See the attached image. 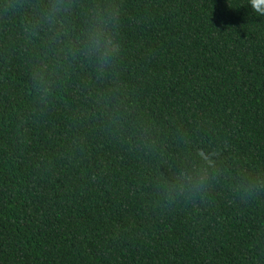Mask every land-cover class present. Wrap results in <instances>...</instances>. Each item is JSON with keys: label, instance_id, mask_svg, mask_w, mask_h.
I'll list each match as a JSON object with an SVG mask.
<instances>
[{"label": "trees", "instance_id": "trees-1", "mask_svg": "<svg viewBox=\"0 0 264 264\" xmlns=\"http://www.w3.org/2000/svg\"><path fill=\"white\" fill-rule=\"evenodd\" d=\"M0 264H264V0H0Z\"/></svg>", "mask_w": 264, "mask_h": 264}, {"label": "clouds", "instance_id": "clouds-1", "mask_svg": "<svg viewBox=\"0 0 264 264\" xmlns=\"http://www.w3.org/2000/svg\"><path fill=\"white\" fill-rule=\"evenodd\" d=\"M58 10L55 6L51 9L53 16ZM115 16L116 13H113L110 18H105V16L97 13L94 17L95 22L90 25L84 34L81 51L84 56L94 59L101 70L119 53V41L115 38L114 31L110 30V23L115 24ZM37 79L40 81L37 91L46 92L43 78L37 76ZM197 160L200 162L199 167L193 165L191 169L181 171L175 176L172 184L173 189L178 192L187 190L195 194L203 188L207 178L204 165L211 166L212 160L210 154L203 150L197 151Z\"/></svg>", "mask_w": 264, "mask_h": 264}]
</instances>
